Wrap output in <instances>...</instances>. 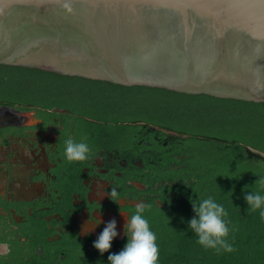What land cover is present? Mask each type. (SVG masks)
Masks as SVG:
<instances>
[{
	"label": "trees",
	"instance_id": "1",
	"mask_svg": "<svg viewBox=\"0 0 264 264\" xmlns=\"http://www.w3.org/2000/svg\"><path fill=\"white\" fill-rule=\"evenodd\" d=\"M0 105L33 108L63 119L71 139L97 145L124 142L135 124L172 131L184 166L170 176L173 200L149 219L158 264H264V220L247 211L245 194L264 187V101L191 94L148 85L64 75L0 63ZM53 108L64 113H54ZM45 118H47L45 116ZM213 197L229 213L233 253L197 243L188 222L192 202Z\"/></svg>",
	"mask_w": 264,
	"mask_h": 264
},
{
	"label": "water",
	"instance_id": "2",
	"mask_svg": "<svg viewBox=\"0 0 264 264\" xmlns=\"http://www.w3.org/2000/svg\"><path fill=\"white\" fill-rule=\"evenodd\" d=\"M0 0V63L264 101V0Z\"/></svg>",
	"mask_w": 264,
	"mask_h": 264
},
{
	"label": "flooded vegetation",
	"instance_id": "3",
	"mask_svg": "<svg viewBox=\"0 0 264 264\" xmlns=\"http://www.w3.org/2000/svg\"><path fill=\"white\" fill-rule=\"evenodd\" d=\"M47 113L0 105V264H110L138 203L151 205L148 222L169 208V178L184 166L181 142L172 131L134 124L124 142L87 143L89 159L69 162L72 135L63 134L71 127ZM113 218L118 235L101 254L93 244Z\"/></svg>",
	"mask_w": 264,
	"mask_h": 264
},
{
	"label": "clouds",
	"instance_id": "4",
	"mask_svg": "<svg viewBox=\"0 0 264 264\" xmlns=\"http://www.w3.org/2000/svg\"><path fill=\"white\" fill-rule=\"evenodd\" d=\"M63 8L72 11L71 0H64ZM90 148L85 142H76L69 138L65 141L64 155L69 162H84L89 159ZM255 183L264 187V177H260ZM107 195L113 200H118L116 188H111ZM244 199L248 205L247 211L257 212L264 220V195L259 192L245 194ZM151 205L141 201L136 205L135 213L126 218L124 225L127 242L123 250L118 254L108 256L110 264H158L159 247L157 236L151 230L148 220L144 217L146 209ZM195 216L188 222L197 236V243L205 250H212L216 254L233 253L236 251L230 242L232 229L229 227L231 221L229 213L223 205L217 203L213 197L202 199L199 203L192 202ZM118 235L117 221L112 220L105 223L103 231L94 241V248L101 254L108 252L114 238Z\"/></svg>",
	"mask_w": 264,
	"mask_h": 264
}]
</instances>
